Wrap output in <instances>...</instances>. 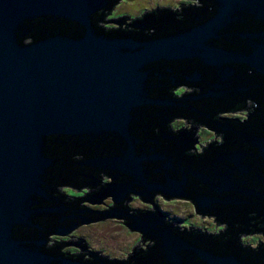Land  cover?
Returning <instances> with one entry per match:
<instances>
[{"label": "water", "instance_id": "1", "mask_svg": "<svg viewBox=\"0 0 264 264\" xmlns=\"http://www.w3.org/2000/svg\"><path fill=\"white\" fill-rule=\"evenodd\" d=\"M110 1L113 2L0 0V264H49L52 260L48 250H44V235L29 236L21 232L34 229V220H38L45 211L36 210L37 198L46 197L45 187L49 182L55 137H81L89 141L112 137L121 141V145L117 142L106 154H101L98 159L92 157L85 163L94 169L114 172L113 179L104 177L102 182L106 184L112 181L109 184L110 195L117 207L136 187L153 181L152 174L159 172L150 165L157 160V157L151 155L155 149L140 148L142 152H139L138 145L142 141L136 130L137 115L148 106L159 105L151 101V73L146 69L150 63L156 60H199L203 66L217 70V82L212 85L207 83L210 90L207 93L202 92L204 86L200 87L197 102L202 99L220 101L232 92L243 98L248 109L250 102L241 93L250 83L261 82L258 78L245 79L241 75L242 65L257 70L264 83V44L256 47L251 54L227 51L224 47L231 43L230 31L236 28L242 17L255 14L258 21L264 24V0H219V8L213 11L203 25L151 42H143L144 39L138 35L132 38L125 37V34L111 37L112 34L96 27L94 15L113 4ZM245 5H248V9L240 10ZM47 17L76 24L81 31L67 28L43 29L28 40L27 34L32 31L30 24ZM121 19L128 21L126 17ZM114 21L109 20L108 23L119 26ZM124 22L122 25H126ZM172 30L170 28L167 33ZM202 79L200 73L188 78L197 83ZM234 79L235 85H232ZM260 86L254 89L257 91ZM259 93L264 95V90H259ZM260 97L264 104V96ZM263 110L264 105L257 113ZM223 113L228 112L219 115ZM198 115L204 118L206 114L199 110ZM251 118L248 120L254 119ZM222 120L224 123L218 124L217 130H210L200 123L191 126L185 121L190 129L186 130L185 127L175 131L181 132L180 140L162 138L168 144L176 142L178 154L186 149L188 153L199 154L209 144H218L222 139L228 141L221 132L224 135L236 134L239 143L248 146V149L242 151V148L234 149V143L227 142V152L213 158V163L221 167L213 175V180L204 181V184L216 195L235 190L236 185L230 179L236 173L244 178L251 175L253 156L259 158L255 164L259 165L261 161L264 164V133L260 128H255L253 134L242 131L237 133L228 124L237 120ZM248 120L246 117L243 124ZM198 127L214 132V139L208 141L205 147L197 145ZM189 134L194 137H187ZM224 169L228 171L224 172ZM168 170L169 166L165 165L164 172ZM158 179L161 185L153 186L157 191L169 197L178 194L184 196L180 184L171 179L170 175H159ZM103 201H86L83 204L102 207ZM109 201L112 207L110 197ZM213 202L223 201L199 198L198 210L202 212ZM113 212L115 214L112 218L107 216L100 222L84 224L78 229L122 221L120 214ZM139 225L142 230L145 222L140 220ZM175 250L172 246L166 252L170 255ZM204 257L211 264H240L236 259L226 261L208 255Z\"/></svg>", "mask_w": 264, "mask_h": 264}, {"label": "flooded vegetation", "instance_id": "2", "mask_svg": "<svg viewBox=\"0 0 264 264\" xmlns=\"http://www.w3.org/2000/svg\"><path fill=\"white\" fill-rule=\"evenodd\" d=\"M190 1L193 4H181L180 10L177 12L170 11L168 7L160 6L150 12H145L142 16L133 19L131 23H127L126 25L122 26L125 19L114 22L119 27L131 30L132 33L136 31L141 32L145 39L143 42L158 41L159 39L191 31L194 27L203 25L210 18V15L212 16L213 11L219 8L221 3L219 0ZM247 9L248 5H245L240 10ZM170 28H173V30L167 33ZM263 31L264 24L258 21L255 14L244 16L238 21L236 28L230 31L229 40L231 43L225 44L227 46L224 47L227 51L242 54L254 53L256 47L264 44ZM176 62L182 61L156 60L146 68L151 73V80L153 76L157 77L154 86H151L153 88L150 89V92L152 94L155 92L154 94L157 95V98L151 96V101L159 103V105L148 107H155L161 109V111L157 116V123L160 124L158 125L160 127L154 129L153 134L145 131L142 134L143 137L152 135L155 137L153 140L163 137L180 140L181 136L179 135H181V132H174L171 129V124L174 120L182 118L191 126L197 125L199 110L197 108L196 97L200 87H202L200 84L206 81L204 79L198 83L189 81V77H194L196 73H200L201 75L203 73L195 70L185 72L184 68L177 70L175 69ZM241 69L242 74L237 71L238 74L243 75L248 80L250 78H258L261 82L259 90L261 88L264 90V83H262V78L257 74V70L243 65ZM212 72L213 67L206 68V75L208 77L211 76ZM167 76H172L177 88L188 87L192 91L182 93L180 97H178V94L174 97L167 96L166 82L164 80ZM180 77L185 79L182 85L177 84L180 81H178ZM253 85L250 83L249 87L240 93L246 95L245 98L249 100L250 105L252 102L254 103L253 107L249 106L248 110L250 112L248 111V113L250 117L247 116V118H254L256 115L254 119H251L259 120L261 113L258 114L257 112L264 104H262V99L259 96L260 93L255 94L256 90L254 87L257 85ZM208 87L207 84L204 85L202 92H209ZM204 118L208 119V116L205 115ZM155 119H157L155 115L150 117V120ZM162 125L164 129L168 126V129H161ZM236 132L241 131L236 130ZM252 132L255 131H251L250 133ZM226 135L236 136L233 133ZM186 136L190 138L194 137L192 134ZM63 139L69 140L70 138L55 137L53 139V148L58 145L59 140ZM73 139L76 141L83 140L81 137ZM174 143L175 146L178 145L176 142ZM174 143L170 142L169 146L171 147ZM151 155L157 157V160L155 164L151 163L150 165L154 170H158L159 172L152 174V182L147 181L145 185L136 187L121 202L120 206L117 207L113 204L110 195L109 184L112 181H107L106 184L102 182L104 177H107L109 180L113 179L115 176L114 172L109 171V169L101 170L102 168L94 169L86 166L85 163L89 159L91 160L92 157L86 158L79 151L66 153L64 151L58 152L55 148L53 149V155L50 158L52 162L49 169V182L45 187L46 197L37 198L38 205L36 206V210L45 209V211L40 215L41 217L38 220L36 219L33 222L36 225L33 227L37 231L36 234L44 235L45 247L48 246L50 248L48 255L52 260L49 264H211L205 260L204 255L217 258V260L228 261L236 259L240 264H264V177L260 176L256 179L263 182L255 183L251 181L253 180L251 175L244 178L236 173L230 179L236 185L235 190H229V192L216 195L211 191L210 187L204 184V181L211 182L213 175L218 169L212 168L209 171H205L203 167L196 166V161L192 156L186 155L188 157H183V151L182 154H178L176 149L171 152H162L155 149ZM99 157L100 155L97 154L93 159H98ZM161 157L164 158L161 159ZM73 164L81 165L83 169H85L84 167H88L90 172L85 175L84 171L80 168L75 170L69 168L72 177L68 180L66 178V170L68 169V165L71 167ZM165 165L169 166L167 172H164ZM225 171L227 172L228 170L224 169ZM166 174L170 175L171 179L180 184L181 192L184 194L183 197L179 194L175 197H169L154 188L161 185L158 179L159 175L164 177ZM86 176L88 177L87 182ZM157 194L162 195L166 200L181 199L190 201L196 214L201 215V217L214 218V224L218 228V231L213 232L205 228H197L191 223H188L189 225L187 226H182L181 223L184 222L185 224V220H188L192 214H188L186 219L172 218L171 216L168 219V215H162L156 209L154 197ZM137 196L143 203L151 205L153 207L152 210H130L126 202L134 200L133 197ZM107 197L111 198L112 207H109V210L104 212L91 210L83 204L86 201L90 203L99 202ZM201 197L209 200L215 198L223 202H213L200 212L197 207V200ZM226 201H230V203L228 204ZM113 211H117L120 214L122 224L128 228V233L135 232L137 235L135 244L128 248L126 247L125 252L128 253H126L125 259L119 257L121 254L115 253V248H102L95 244H88L86 238L77 237L75 241L72 240L75 237L73 233L80 226L97 221L100 222L107 216L112 218L113 214H115ZM42 217H45L43 222ZM140 220L145 222V226H142L144 229L142 230L139 229ZM136 235L134 236L136 237ZM255 235L259 239L257 245L253 248L250 247L249 243L241 240L244 236ZM60 237H69V239H56ZM141 245H144L143 248H141ZM172 246L177 251L175 250L174 253L168 255L167 249H172ZM217 264H225V262Z\"/></svg>", "mask_w": 264, "mask_h": 264}, {"label": "trees", "instance_id": "3", "mask_svg": "<svg viewBox=\"0 0 264 264\" xmlns=\"http://www.w3.org/2000/svg\"><path fill=\"white\" fill-rule=\"evenodd\" d=\"M118 0H113V4L108 5L106 8L100 10L98 13H96L94 16V21H95V26L98 27L101 31L103 30V32L105 33H109L112 34L111 37H116L117 35L119 36L120 34H125V37H136L137 35L141 38L144 39V36L141 32H134L132 33L131 30L126 29L124 27H113V26H109L108 24V17L111 14L112 8L113 6L117 3ZM108 25V26H107ZM30 28L32 29V31L30 30V33L27 34V39L30 40V38H32L33 35H37L39 34V31L43 30V29H49V28H56V29H63V28H67L73 31H81V28L73 23H70L68 21H64L61 19H56V18H43L37 21H33L30 24ZM115 33V35H113ZM108 36V35H107ZM142 40V39H141ZM145 40V39H144ZM203 67V69L201 68ZM184 68L185 72L186 71H200L203 74V78L206 81L205 83H201V86L206 85L207 83L209 85H212L213 83H216L218 80V72L217 70L213 69V72L211 74L210 77H208L206 75V68L203 66V64L199 61V60H185L182 62H176L175 64V69H181ZM202 69V70H201ZM236 80H238V78H235ZM235 79L232 82V85H235ZM157 80V77L153 76V79L151 80V84L153 85L155 84V81ZM166 82V93L167 96H171L174 97L177 94V85L176 82L174 83V80L172 78V76H167L165 79ZM163 80V82H164ZM180 80V81H179ZM256 80V79H255ZM178 83L177 84H184L185 79L178 78ZM208 81V82H207ZM164 82V84H165ZM199 85V86H200ZM254 85H260V83H254ZM263 88H261L262 90ZM259 90V89H258ZM229 91V90H228ZM181 92V90H180ZM155 93V92H154ZM151 94V96L153 98H157L156 94ZM201 92H198V95ZM254 94V93H253ZM255 94H259V92L256 91ZM260 96V94H259ZM264 96V95H262ZM254 103L252 102V104L250 105V107H253ZM197 108L198 110H200L203 114H206L207 116H209V118L205 119V118H201L198 117L197 118V123L202 124L203 126H206V128L210 129V130H217L216 126L218 124H222L224 123V121L222 119H220L219 117V113L221 112H228V113H242L244 110H246L247 112L249 111L246 106H245V102L244 100L237 94H233L232 92L229 93V95L225 96V98L223 100L220 101H216V100H198L197 102ZM144 112L141 113L138 116V121H137V134L138 136H140L142 144L138 145L139 148V152H142V150L146 149L149 150L150 148L153 149H158L159 151H167V152H171L173 150L176 149L175 143L174 145H172L171 147L169 146L170 144H168V142L162 141V138H156L153 140L152 135L151 136H142L143 133H145V131H149V133L153 134L154 129L159 128L160 125L158 122V113L161 111V109L155 108V107H147L143 110ZM250 112V111H249ZM155 115V120H150V117ZM261 118L259 120H251L249 121L248 118L247 123L243 124L240 123L239 121H235L233 123H228L232 128H234L237 131H242L244 133H250L251 131H254L255 128H260L261 132L264 133V110L263 112H261ZM145 120V122H144ZM226 122V121H225ZM144 123V124H143ZM227 123V122H226ZM166 129H168V126L165 127ZM161 129L166 130L163 128V125L161 127ZM221 132V131H220ZM221 134L224 136H226L227 139H229L228 141H225L224 139H222V141L220 143H212L207 145L204 148V151H202L199 154H195V153H188L186 150H183V157L188 155L189 157H193L194 160L196 161V166H201L203 167V170L205 171H209L210 169H217L219 170V167H221L219 164H215L213 163V158H215L216 156L219 155V153H226L227 149L226 148V143H234L235 147L234 149H241L242 151L244 149H248V146L243 144L245 143H239V138L237 136L234 135H224L223 132H221ZM231 136L232 139L229 137ZM158 141V142H157ZM178 141V140H177ZM117 142H119V144L121 145V141L119 140H115L112 137L106 138V137H101L100 139H95L94 141H89V140H81V141H76L75 139H66V140H59V143L56 147H54L55 149H57L58 152L60 151H64L66 153L72 152V151H79L80 154H84V156L86 158L89 157H94L97 154L101 155V154H106L107 152H109V150H111L113 148L114 145L117 144ZM242 146V147H241ZM142 150H141V149ZM180 154H182V150L180 151ZM78 155V154H76ZM186 156V157H188ZM259 159L255 156H253L251 158V164H252V172H251V178L256 181V179H258V177H264V164L261 160H259V165L255 164L254 162ZM246 163H248L246 161ZM149 166V165H147ZM205 167V168H204ZM69 168H71V170H75L80 168L82 171H84L85 175H87L90 170L88 167H84L85 169H83L78 165L73 164V166L70 167V165H68V169L66 170V178L69 180V177H72ZM257 172V174H256ZM255 173V174H254ZM65 174V171H64ZM69 176V177H68ZM88 181V180H87ZM43 220H45V217H42V222ZM21 232V231H20ZM21 233H25L28 234L29 236H32L33 234L36 235V231L34 229H24L23 232ZM27 235V236H28ZM44 250H50V248H48V246L45 247Z\"/></svg>", "mask_w": 264, "mask_h": 264}, {"label": "rangeland", "instance_id": "4", "mask_svg": "<svg viewBox=\"0 0 264 264\" xmlns=\"http://www.w3.org/2000/svg\"><path fill=\"white\" fill-rule=\"evenodd\" d=\"M181 4H193L190 0H118L117 4H115L112 8L111 14L108 17L109 20H117L121 19L123 17L128 18V21H125L124 23H130V20H133L135 18H138L142 16L145 12H150L156 7H168L170 11H179ZM109 26H115L114 24H108ZM107 25V26H108ZM123 26V25H122ZM181 90V92H180ZM191 88H178L177 94L178 97L181 96L182 93H188L191 92ZM248 116L246 111H243L242 113H223L219 115L220 119H227V120H237L240 123H243V121L246 120V117ZM186 130L190 129L189 124H185V121L181 119H176L171 124V129L175 132L180 130L181 128ZM196 135L198 138L196 139L197 145L205 147V144L214 139V132H211L203 127H198ZM131 197V195H130ZM134 200H131L129 203H127V207L129 209H137L141 211H150L152 210V206L142 203L137 197H133ZM156 200V209L159 213L162 215H168V219H170V216L178 217L186 219L188 214H192V216L185 220L182 223V226H187L190 223L196 226L197 228H205L206 230L217 232L218 228L213 223L214 218L213 217H201L200 215L195 214L194 209L192 207V204L189 201H183V200H177V199H171V200H164L160 195H155L154 201ZM86 207L90 208L91 210L96 211H106L109 210L110 201L109 197L104 198L102 207H95V206H88ZM128 209V208H127ZM189 223V224H188ZM128 228H126L122 221H114L99 225H94L90 227L80 228L77 231L73 233L72 240L75 241L77 237L80 238H86V242L88 244H95L96 246H101L102 248H115L114 251L117 254H121V258L125 259L127 256L125 252L126 247H130L131 245H134L137 241V235L135 232H129L127 231ZM220 229V228H219ZM95 233V234H94ZM136 235V237L134 236ZM57 240H66L69 239V237H60L56 238ZM259 237L255 236H245L242 237L241 240L245 243H249L250 247L253 248L257 245ZM136 240V241H135ZM98 243V244H97ZM144 245H141V248H143ZM113 252V251H112Z\"/></svg>", "mask_w": 264, "mask_h": 264}]
</instances>
